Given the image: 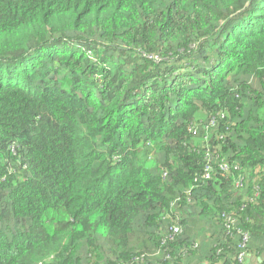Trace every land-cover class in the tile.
Masks as SVG:
<instances>
[{
	"label": "trees",
	"instance_id": "16d2710c",
	"mask_svg": "<svg viewBox=\"0 0 264 264\" xmlns=\"http://www.w3.org/2000/svg\"><path fill=\"white\" fill-rule=\"evenodd\" d=\"M192 263L264 264V0H0V264Z\"/></svg>",
	"mask_w": 264,
	"mask_h": 264
},
{
	"label": "built area",
	"instance_id": "2783aa9c",
	"mask_svg": "<svg viewBox=\"0 0 264 264\" xmlns=\"http://www.w3.org/2000/svg\"><path fill=\"white\" fill-rule=\"evenodd\" d=\"M208 126L205 127V138H208ZM192 133L194 135H197L198 134V129L195 128L193 129ZM148 146L151 147V145L148 143ZM220 168L225 171L227 170V165L225 163H222ZM210 170V166L207 165L206 167V172L204 174V177L205 178H208L209 177V173L208 171ZM163 176H165V173L163 174ZM234 223H235V216L232 214V215H225L223 216V226L225 227V229L227 231H230V230H233L234 228ZM180 227L178 225H173L171 228H170V234L167 236L168 238L170 237H173L174 235H177L180 233ZM237 232L239 234L242 235V243H241V248H244V244L245 242L247 241V234L245 232H243L241 229H237ZM245 251L244 249L238 254V261L239 262H243L244 261V258H245Z\"/></svg>",
	"mask_w": 264,
	"mask_h": 264
},
{
	"label": "rangeland",
	"instance_id": "374dc122",
	"mask_svg": "<svg viewBox=\"0 0 264 264\" xmlns=\"http://www.w3.org/2000/svg\"><path fill=\"white\" fill-rule=\"evenodd\" d=\"M153 153H154V152H153V150L151 149L150 152H149V154H148L149 156H148V158H147V161L153 157ZM148 164H151V163H148ZM192 264H193V263H192ZM194 264H195V263H194Z\"/></svg>",
	"mask_w": 264,
	"mask_h": 264
}]
</instances>
